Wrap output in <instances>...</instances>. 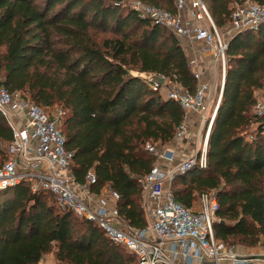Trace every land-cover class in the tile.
Instances as JSON below:
<instances>
[{"label":"trees","instance_id":"obj_1","mask_svg":"<svg viewBox=\"0 0 264 264\" xmlns=\"http://www.w3.org/2000/svg\"><path fill=\"white\" fill-rule=\"evenodd\" d=\"M176 14L174 0H138ZM218 30L235 5L264 0H202ZM99 34L110 35L102 41ZM221 100L211 129L206 168L172 182L175 200L190 208L214 190V230L226 246L264 248V135L251 108L264 88V23L236 34L225 51ZM196 87L179 39L114 0H0V85L39 107L64 111L60 130L73 153L71 174L88 172L120 200V217L146 225L138 179L154 165L144 146L169 145L183 120L180 106L152 91L148 77ZM144 76V77H143ZM12 133L0 114V167ZM54 252L58 264H137L102 229L60 209L53 195L27 183L0 191V264H38Z\"/></svg>","mask_w":264,"mask_h":264},{"label":"built area","instance_id":"obj_2","mask_svg":"<svg viewBox=\"0 0 264 264\" xmlns=\"http://www.w3.org/2000/svg\"><path fill=\"white\" fill-rule=\"evenodd\" d=\"M124 5L171 31L186 52L193 53L201 44L207 60L203 64L195 55L188 60L196 80L193 93L182 87L175 75L163 77L162 85L153 77L148 79L152 91L180 106L183 120L167 147L159 148L153 142L144 146L155 161L138 179L146 225L133 228L120 217V196L109 185L93 193L91 187L97 183L93 172L87 173L85 184L75 181L71 174L73 153L66 150L60 130L64 111L39 107L1 85L0 114L12 140L7 147L8 159L0 167V191L25 182L33 193L50 192L60 209L98 226L111 242L132 254L137 264H221L224 260L246 264L257 255H239L216 238V192L201 194L196 207L187 208L175 200L172 182L194 167L206 168L211 129L224 85L227 43L240 32L258 29L264 23V6L251 1L235 5L230 22L219 31L202 0H174L176 14L138 0ZM251 111L262 119L264 135V88L258 91Z\"/></svg>","mask_w":264,"mask_h":264},{"label":"crops","instance_id":"obj_3","mask_svg":"<svg viewBox=\"0 0 264 264\" xmlns=\"http://www.w3.org/2000/svg\"><path fill=\"white\" fill-rule=\"evenodd\" d=\"M183 50H184V52H185L188 60H190L191 57H193V55H195V56H197L200 59V62H202L203 64H205L207 62V60H206V53L203 51V47H202L201 44H198L197 47L194 48V52L193 53L192 52H186L184 48H183ZM238 250L241 251L240 254H239V252H237ZM238 250L235 249V252L238 253L239 255H246V256H248V255H250L252 253L255 254V255H257V256L258 255H264V251L259 250V249L258 250L257 249L255 250V249H252V248H240L239 247ZM41 261H42V259L39 261L38 264H41ZM221 264H231V262L228 261V260H224L223 262H221ZM246 264H264V262L263 261H260V260H251V261L247 262Z\"/></svg>","mask_w":264,"mask_h":264},{"label":"rangeland","instance_id":"obj_4","mask_svg":"<svg viewBox=\"0 0 264 264\" xmlns=\"http://www.w3.org/2000/svg\"><path fill=\"white\" fill-rule=\"evenodd\" d=\"M122 3H125L126 5L127 4H130L131 3V0H123L122 1ZM223 30V29H222ZM222 30H219V31H222ZM105 37H110V35H103V34H99L98 36H97V40L100 42V41H102V39L103 38H105ZM223 38V40L224 41H227L228 40V37H222ZM218 75V74H217ZM144 77V76H143ZM150 77H148L147 79H149ZM162 93H164L163 91H162ZM258 94V91L256 92V95ZM53 108H56V109H60L59 107H53ZM51 111L52 110H50V112L49 113H51ZM168 145H166V146H164V147H167ZM157 147H159V148H163V147H160V146H157ZM196 205H197V200L192 204V206L193 207H196ZM232 248H234V249H236V250H238L239 249V247H237V246H232ZM241 248V247H240ZM242 248H244V247H242ZM252 249H259V250H262V251H264V248L261 246V245H258V246H256V247H253ZM56 251V248L54 247V249H53V251L51 252V253H49V254H47V255H45L44 257H42V261H41V264H58L57 262H56V260H55V258H54V252ZM237 252H239V254L241 253V251L240 250H238Z\"/></svg>","mask_w":264,"mask_h":264},{"label":"water","instance_id":"obj_5","mask_svg":"<svg viewBox=\"0 0 264 264\" xmlns=\"http://www.w3.org/2000/svg\"><path fill=\"white\" fill-rule=\"evenodd\" d=\"M115 2L117 3H120L122 0H114ZM233 38V37H232ZM231 38V39H232ZM230 39V40H231ZM229 40V41H230ZM229 43V42H228ZM228 43H227V46H228ZM154 81L157 82L159 85H162L164 83V78L163 77H160V76H154L153 77ZM251 260H260V261H264V255H258V256H255V257H251L250 258Z\"/></svg>","mask_w":264,"mask_h":264}]
</instances>
